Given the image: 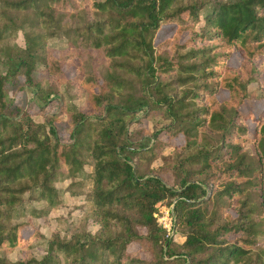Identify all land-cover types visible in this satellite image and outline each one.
<instances>
[{
	"label": "trees",
	"instance_id": "1",
	"mask_svg": "<svg viewBox=\"0 0 264 264\" xmlns=\"http://www.w3.org/2000/svg\"><path fill=\"white\" fill-rule=\"evenodd\" d=\"M0 63V264H264V0H0Z\"/></svg>",
	"mask_w": 264,
	"mask_h": 264
},
{
	"label": "rangeland",
	"instance_id": "2",
	"mask_svg": "<svg viewBox=\"0 0 264 264\" xmlns=\"http://www.w3.org/2000/svg\"><path fill=\"white\" fill-rule=\"evenodd\" d=\"M16 41L20 44L23 42L21 33H19ZM55 43H56V45H61L62 41L57 39L55 41ZM55 47L60 48L57 46H55ZM61 52H64V50H61ZM232 64H237V61L234 58L232 59ZM0 68L4 69V66L1 63H0ZM63 70L67 76H71L74 73V69H73L72 65H63ZM255 85H256L255 82H251L250 88L255 87ZM68 90H69V95L72 98V101H74L77 105L82 106L85 102V92L83 91V89L76 88V87L72 86V87H69ZM255 93H256V91L252 94L253 95L252 99H256ZM28 96H29V91H28V89H26L24 92H20L18 94L17 99H18V101H21V103H26V97H28ZM246 104H248L250 106V105H252V102L247 101ZM245 107H247V106H245ZM255 111H256V109H255ZM35 118L40 119V117L38 115H36ZM143 126L151 128L152 127V120H150L148 118H140L139 122L132 123L131 129H135L137 127H143ZM251 127H252V123L250 124V128ZM178 139L181 140V137H178ZM168 150H166V151H168ZM158 163H160V158H157L153 162L152 165L155 166ZM68 181L69 180H65L64 182H58L57 185L64 187ZM64 195H65L64 196V200H65L64 204H62L61 206H59L57 208H53L50 211L49 218L47 220H44L42 218L33 219L32 226L33 227L38 226L41 229V231H43V233H45V235L49 236L58 227L62 228L68 222L74 221L78 217V214H79V208L78 207L80 205H83L84 202L82 201L80 195H71V194H68L67 192H65ZM31 203L33 205H36V206H40L43 204L42 202H39V201H32ZM161 206H163V205L159 206L157 213H159V209L161 208ZM60 218H64V220H59ZM161 219H163V221H165V218L161 217ZM32 226H31V221H30V223H28V225H26V228L24 229V233L28 234L30 232V230L33 229ZM90 227L95 228L93 223L90 225ZM175 239L177 241H181L182 237L176 236ZM42 251H43V245H41V244L37 245L34 248V254L36 256H40ZM1 254L5 257L11 259V260L18 259L22 256L21 250L19 248H15L12 251H2Z\"/></svg>",
	"mask_w": 264,
	"mask_h": 264
},
{
	"label": "built area",
	"instance_id": "3",
	"mask_svg": "<svg viewBox=\"0 0 264 264\" xmlns=\"http://www.w3.org/2000/svg\"><path fill=\"white\" fill-rule=\"evenodd\" d=\"M159 213H160V215L158 216L159 222H161L162 225L166 227L168 233H171L173 226H172V219H171V215L169 213V209L165 208L164 206H161V208L159 209ZM161 217L165 218V221H163V219H161Z\"/></svg>",
	"mask_w": 264,
	"mask_h": 264
}]
</instances>
